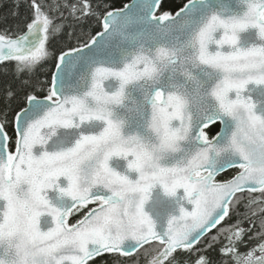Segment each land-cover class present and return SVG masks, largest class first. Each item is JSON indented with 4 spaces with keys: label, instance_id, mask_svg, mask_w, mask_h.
<instances>
[{
    "label": "snow or ice",
    "instance_id": "obj_1",
    "mask_svg": "<svg viewBox=\"0 0 264 264\" xmlns=\"http://www.w3.org/2000/svg\"><path fill=\"white\" fill-rule=\"evenodd\" d=\"M13 9L0 264H264V0Z\"/></svg>",
    "mask_w": 264,
    "mask_h": 264
},
{
    "label": "trees",
    "instance_id": "obj_2",
    "mask_svg": "<svg viewBox=\"0 0 264 264\" xmlns=\"http://www.w3.org/2000/svg\"><path fill=\"white\" fill-rule=\"evenodd\" d=\"M130 0H115L117 6L121 4H126ZM18 0H0V31L7 28H14L17 23L20 22L21 18L13 17L11 14L13 12V5L17 3ZM24 9H21V13L23 14ZM94 34V33H93ZM4 77L0 76V82H2ZM20 103V100H14L11 102V107L15 108L16 105ZM3 107L2 99H0V108ZM215 231V230H214Z\"/></svg>",
    "mask_w": 264,
    "mask_h": 264
},
{
    "label": "water",
    "instance_id": "obj_3",
    "mask_svg": "<svg viewBox=\"0 0 264 264\" xmlns=\"http://www.w3.org/2000/svg\"><path fill=\"white\" fill-rule=\"evenodd\" d=\"M132 3V0H130L129 2H127L126 4H131Z\"/></svg>",
    "mask_w": 264,
    "mask_h": 264
}]
</instances>
